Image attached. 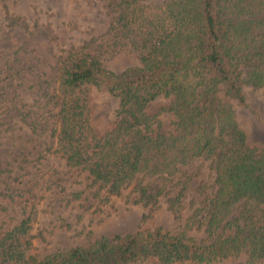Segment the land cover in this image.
<instances>
[{
    "label": "trees",
    "instance_id": "obj_1",
    "mask_svg": "<svg viewBox=\"0 0 264 264\" xmlns=\"http://www.w3.org/2000/svg\"><path fill=\"white\" fill-rule=\"evenodd\" d=\"M109 4L107 29L61 55L52 78L27 61L19 66L18 58L2 64L0 117L17 119L39 137L51 131L55 154L91 178L95 195L137 177L154 178L160 195L180 167L197 160L210 163L214 192L179 233L155 228L101 236L42 259L29 254L36 222L31 205L0 233V264H223L242 255L247 264H264V147L247 143L232 104L246 106L243 85L264 89V0ZM122 53L138 65L110 70ZM23 76L35 84L38 116L18 101L13 81ZM102 87L118 101L104 133L91 126L88 111L90 89ZM159 97L169 99L161 111L173 116L170 133H160L157 116L146 112ZM138 190L143 200L146 190ZM29 195L19 189L0 192V199L15 203ZM195 225L204 229L201 240L187 233Z\"/></svg>",
    "mask_w": 264,
    "mask_h": 264
},
{
    "label": "rangeland",
    "instance_id": "obj_2",
    "mask_svg": "<svg viewBox=\"0 0 264 264\" xmlns=\"http://www.w3.org/2000/svg\"><path fill=\"white\" fill-rule=\"evenodd\" d=\"M161 3L164 0H153ZM111 0H1L0 67L6 61L21 59L19 66H37L36 71L52 78L57 59L71 48L103 33L111 20ZM138 65L137 59L122 53L108 63L115 72ZM20 104L40 115L35 84L27 77L13 81ZM246 106L232 102L238 122L251 147H264V89L243 85ZM169 99L157 98L146 112L156 115L158 131H173V116L165 111ZM118 101L104 87L91 88L88 95L89 123L100 133L114 121ZM9 120V119H8ZM0 117V192L28 190L26 199L9 202L0 199V233L12 228L34 205L36 222L30 235L31 256L42 259L56 251L86 247L97 238H112L139 231L162 228L171 234L184 229L187 219L202 208L214 192L210 163L197 160L180 167L162 194H157L154 178L137 177L117 191L110 188L95 195L97 186L84 172L71 169L55 154L56 138L51 131L39 137L17 119ZM4 123L6 125H4ZM138 188L146 194L142 200ZM182 194L178 204L172 201ZM142 200V201H141ZM197 225L188 230L196 240L204 238ZM223 264H247V256Z\"/></svg>",
    "mask_w": 264,
    "mask_h": 264
}]
</instances>
